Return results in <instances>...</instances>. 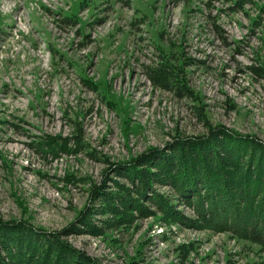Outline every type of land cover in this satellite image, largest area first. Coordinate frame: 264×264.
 <instances>
[{
	"label": "rangeland",
	"instance_id": "rangeland-1",
	"mask_svg": "<svg viewBox=\"0 0 264 264\" xmlns=\"http://www.w3.org/2000/svg\"><path fill=\"white\" fill-rule=\"evenodd\" d=\"M167 66L192 97L152 82ZM219 125L264 142V0H0V219L60 231L107 163ZM67 240L101 264H264L259 245L153 218Z\"/></svg>",
	"mask_w": 264,
	"mask_h": 264
},
{
	"label": "trees",
	"instance_id": "trees-1",
	"mask_svg": "<svg viewBox=\"0 0 264 264\" xmlns=\"http://www.w3.org/2000/svg\"><path fill=\"white\" fill-rule=\"evenodd\" d=\"M171 68L153 73L152 82L192 97ZM80 138L74 153L84 147ZM66 146L61 138L46 143L53 153ZM107 164L102 182L89 186L88 203L66 228L49 231L25 219H0V264H101L67 237H101L147 218L166 226L230 233L264 250V142L257 137L210 126L206 134L177 135L165 149L150 148L131 160ZM190 250L182 247L179 254Z\"/></svg>",
	"mask_w": 264,
	"mask_h": 264
}]
</instances>
